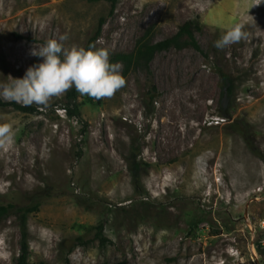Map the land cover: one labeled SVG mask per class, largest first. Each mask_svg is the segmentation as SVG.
<instances>
[{"label":"rangeland","instance_id":"374dc122","mask_svg":"<svg viewBox=\"0 0 264 264\" xmlns=\"http://www.w3.org/2000/svg\"><path fill=\"white\" fill-rule=\"evenodd\" d=\"M190 19L200 50L156 51L111 97L78 93L84 123L68 90L33 112L0 100V203L39 202L28 264H264V0H0V81L48 39L86 47L101 20L93 45L111 62ZM236 24L247 38L214 47ZM21 239L17 216L0 218V264Z\"/></svg>","mask_w":264,"mask_h":264},{"label":"clouds","instance_id":"9594fccd","mask_svg":"<svg viewBox=\"0 0 264 264\" xmlns=\"http://www.w3.org/2000/svg\"><path fill=\"white\" fill-rule=\"evenodd\" d=\"M246 38L247 33L236 24L224 31L214 42V47L223 50ZM67 39L65 34L33 47L30 54L41 59L29 66L23 77L10 76L8 80L0 81V100L43 106L73 87L81 95L100 99L111 97L125 85L120 71L122 65L110 62L106 48L94 45L67 47L63 43ZM8 132L7 125H0V135Z\"/></svg>","mask_w":264,"mask_h":264},{"label":"trees","instance_id":"16d2710c","mask_svg":"<svg viewBox=\"0 0 264 264\" xmlns=\"http://www.w3.org/2000/svg\"><path fill=\"white\" fill-rule=\"evenodd\" d=\"M91 1H97V0H91ZM111 2V12L114 11L117 5V0H110ZM104 22L101 20L99 22L98 28L94 34L93 37L89 39V42L87 43L85 48H88L89 46H92L94 43V40L100 35L101 29ZM201 29L199 21L195 19H190L182 23L177 31L172 34L171 36H168L160 41L153 42L149 37L148 33L144 36L140 37L137 40L135 49L130 53H122L115 55L111 62H122L123 67V76H126L131 69L135 65L140 66H148L151 58L155 54L156 51L164 50L169 47H175L177 49L186 47V46H192L195 49L200 50V44L196 37V31ZM221 78L223 82V86L221 88V98H228L230 99L234 92V85L232 82V79L230 76L222 72ZM67 103L65 105V109L68 115L76 117L80 122L84 123V119L81 115L80 111V103L78 101V92L75 90V88H70L67 91L66 94ZM11 106L15 107L16 109L22 110L24 112H33L36 110V107L28 105H22L16 102L9 103ZM131 171L133 173L134 178H138L135 174L132 165L130 164ZM39 208V202L37 200L31 205H16L15 203L8 202V203H0V218L7 217L12 212L14 215L18 217V220L20 222V226L22 229V239H21V253L19 254V257L15 264H28V254H29V246H28V240H27V226H28V217L32 212L37 211ZM96 236L99 238L102 245H106L109 242V239L107 236L103 233V225L99 224L96 227ZM107 242V243H106Z\"/></svg>","mask_w":264,"mask_h":264},{"label":"bare ground","instance_id":"6f19581e","mask_svg":"<svg viewBox=\"0 0 264 264\" xmlns=\"http://www.w3.org/2000/svg\"><path fill=\"white\" fill-rule=\"evenodd\" d=\"M254 8H257V6H254Z\"/></svg>","mask_w":264,"mask_h":264}]
</instances>
